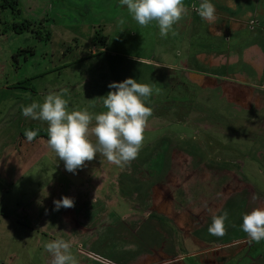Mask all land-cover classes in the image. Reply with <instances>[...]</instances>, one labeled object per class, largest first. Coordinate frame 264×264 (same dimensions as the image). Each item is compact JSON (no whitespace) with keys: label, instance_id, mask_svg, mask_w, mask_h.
I'll list each match as a JSON object with an SVG mask.
<instances>
[{"label":"rangeland","instance_id":"1","mask_svg":"<svg viewBox=\"0 0 264 264\" xmlns=\"http://www.w3.org/2000/svg\"><path fill=\"white\" fill-rule=\"evenodd\" d=\"M17 3L16 7L12 0H0V264H51L52 257L45 244L56 239L70 243L79 264H94L85 254L77 252H84L91 244H94L92 251L104 256L111 254L106 257L112 261L132 260L128 251L126 258L123 247H145L149 241H143L142 237L152 234L149 223L143 225L134 240H112L117 237L112 234L111 241L94 237L79 243L72 240L80 235L72 228V216L80 218V224L88 222L90 216L95 219L102 205L100 200L94 202L99 196L116 197L118 202L121 198V205L109 211L120 207L117 214L127 213L134 193L143 195L146 185L119 184L121 177L127 179V173L118 176L121 166L99 154L86 161L88 164L77 169L76 174L66 171L64 162L48 147L47 123L24 117L21 106L33 100L43 102L49 92H57L68 101L69 111L86 109L95 116L107 110L103 97L110 91V83L122 82L131 74L129 78L136 79L134 74L139 68L136 63L164 68L159 71L168 77L170 62L179 61L171 69L184 72L179 70L185 67L183 59L189 56L187 59L194 61L204 25L197 21L194 27L190 26L193 19L187 18L185 9L169 34L161 38L156 21L140 26L126 6H120L119 0H17ZM104 36L108 38L106 49L98 45V37ZM205 61L203 68L207 72L217 64L216 60ZM205 81V87L212 91H202L182 79L178 84L175 79L171 88L176 97L175 110L156 109L148 118L138 156L123 165L133 168L139 160L144 161L154 151L156 140L164 136L165 142H174V147L188 144L190 148L195 144L198 153L187 159L185 154L173 151L171 174L159 183L164 188L153 190L152 202L136 201L138 206L133 205L131 211L134 208L144 211L152 203L146 213L165 215L179 229L190 230L188 234L210 226L214 216L227 211L225 234L211 238L234 243L205 251L194 262L182 256L176 262L158 253L146 255L136 264H264L259 261L264 259V240L252 241L241 228L244 214L264 208V97L245 88H250V84L237 82L243 86L231 91L230 87H224L223 98L221 90L214 89L218 80ZM256 82L251 83L255 86ZM92 126L94 121L90 129ZM28 127L42 130L39 138L32 142L20 138ZM90 139L95 142L96 138L90 134ZM165 145L158 147V152L164 147L166 150ZM168 157L165 152L159 155L158 162L153 163L156 171L166 169ZM152 177L147 180L152 181ZM62 196L73 198L75 204L72 208H61L57 214L53 201ZM233 197L230 205L235 209L230 210L228 201ZM153 218L158 222L162 219L159 228L164 233L163 226L169 221L157 214ZM111 227L118 229L119 225L112 223ZM208 228L198 236L210 235ZM174 239L166 240L158 232L153 241L159 251L162 243L167 249H187L181 240Z\"/></svg>","mask_w":264,"mask_h":264},{"label":"crops","instance_id":"2","mask_svg":"<svg viewBox=\"0 0 264 264\" xmlns=\"http://www.w3.org/2000/svg\"><path fill=\"white\" fill-rule=\"evenodd\" d=\"M187 2L188 4L184 6L190 11L187 18L193 19L189 25L194 27L195 23L199 21L204 25V32L202 34V38L199 40L200 49L194 53V61L191 62V59H187L189 57L187 56L186 59H183L185 60V67L179 69L185 71L174 74L177 83L180 84L182 79L197 86L202 91L208 92L213 89L209 90L205 87L207 84V81L205 80H218V84L214 89H220L222 95L220 96L224 98V87H230V91L231 88H235V90H237V87L243 86L237 84V82H241L250 84V88H245L255 90L259 96L264 97V0H212V3L216 8L215 17L212 20H202L196 11L202 0H189ZM194 30L196 31L197 29ZM207 58L210 61H217V64L213 66V68L209 67V72L203 68V66L206 65L207 61L205 60ZM179 63V61L177 63L175 61H171L170 65L175 68L177 64L179 65ZM192 65L194 67H192ZM155 67L161 68L159 66ZM171 67L168 70H173ZM175 79L172 83H174ZM252 81H257L255 86L252 85ZM251 94H253L252 91H250V95ZM169 110H175V108ZM153 130L154 128L151 129V131ZM173 143L174 142L170 141L165 142L164 136L160 140H156L154 143V151L151 154L149 153L144 161L139 160V163H137L133 168H130L127 165H119L121 166V169H118L116 174L121 176L120 173H127V179H123L121 177L122 180L119 179L121 182L117 181L119 184L123 183L126 185V183H129L134 184L135 187L140 186V183L146 185L143 195L134 193L131 198L132 201L129 205H127L128 207H131V205L132 207L133 205L138 206L136 201L139 203L151 200L152 202V200H154L153 190L157 188L161 189L162 187L164 188V186L159 185V183L163 179H168L171 174V165L173 166L174 160V155L171 153L173 151L185 154L188 156L187 159H189V157H194V152L198 151L195 144L194 146L188 148V144L186 147L179 145L178 147H174ZM164 144H166V150L164 147L161 153L158 152V147L164 146ZM164 152L169 156L167 158V164L165 165L166 169L158 172L155 170L153 163L158 162L159 155L164 154ZM200 157H202L201 154ZM85 164L87 165L88 163L85 162ZM149 172L150 174H147ZM130 175H132V177L129 178ZM151 176H153L152 181L150 179L147 180V178ZM167 187L168 186L166 185V189ZM134 190L137 192L139 189ZM235 197L230 198L228 203H230L232 199H235ZM99 200L102 201V205L98 208L96 213L97 217L95 219L90 216L88 218V222L85 220L80 224V218L71 215L74 219L72 228H74L77 232H80V235L72 237L73 241L81 243L85 239H93L94 237L95 240L100 239L102 241H111L112 234L117 235V237L112 240H134V238H137V235L141 232L143 225L147 223H149V228L152 229V234L144 235L142 237L143 241H149L146 242L145 247L138 249H135L132 246L123 247V250H126V258L127 251L128 257L133 255V259H128V261L123 260L122 258L121 262L112 261L110 257H106L111 254L104 256L99 252L92 251L94 244L89 245L88 249L84 250V252L77 250V252L85 254L86 257L94 264H136L142 257L158 253L161 254L162 258L165 257L166 259H172L176 262H179V258L181 256L184 257V259L190 258L191 260L196 261L197 257L205 251H211L221 245H225L226 247L229 246L228 244L234 243V241H221L222 238H211V235H208L207 233H203V235L199 237L198 233L203 231L205 228H208L209 225L202 227L201 229L199 228L198 230H194L193 234H188L190 230L187 228L179 229L165 215L154 212L146 213L147 210L150 209L149 207H152V203L151 206L144 207L143 209H146L144 211L134 208L132 212L131 207L129 212L119 215L117 212L121 211L120 207H118V209L114 212L109 210L115 209L118 205L120 206L121 198H119L118 202L116 197L103 198L99 196L98 200L94 202L97 204ZM143 206H145V204H143ZM225 206H227V203ZM225 206L222 210L225 209ZM229 209L233 210L235 207L229 206ZM59 212L60 210L56 211L57 214H59ZM153 214H157L158 216L164 218L165 221H169V226H167L168 224L163 226L164 233L161 232L159 228V226H162V219H159V222L157 221V218L152 219ZM112 223H118V229H113V227H111ZM81 225L86 228H83ZM107 229H110L111 232H105ZM102 230L103 234L101 233ZM117 230L118 233H115ZM158 232L161 233L162 236H165L166 240H169L171 237L175 238L174 240H181L182 246L186 245L187 249L182 251L180 248L178 249L176 247L167 249L164 243H162L161 250L159 251L157 243H154L153 241L155 240V236L158 235ZM94 234L96 235L94 236ZM101 234L102 237L100 238L99 235ZM129 235L130 237H128ZM165 250L167 252V256L165 255ZM81 264L83 263L81 262Z\"/></svg>","mask_w":264,"mask_h":264},{"label":"clouds","instance_id":"3","mask_svg":"<svg viewBox=\"0 0 264 264\" xmlns=\"http://www.w3.org/2000/svg\"><path fill=\"white\" fill-rule=\"evenodd\" d=\"M119 2L121 7L126 6L140 26L156 21L161 38L169 34L185 12L184 0ZM196 11L202 20H212L216 14L212 0H202ZM108 87L110 91L103 97L107 110L95 116L86 109L69 111L68 101L57 92H49L43 102L33 100L29 105L21 106L24 117L47 123L48 147L64 162L65 170L70 173L76 174L77 169L82 168L86 161H92L97 154L117 165L126 164L138 156L147 120L152 115L147 102L153 94V86L126 78L122 82H112ZM93 121L94 126L90 129ZM90 134L95 136V142L90 139ZM24 137L32 142L37 132L26 130ZM74 204L73 198L62 196L53 201V211L72 208ZM242 219V231L252 241L264 240V208H256L244 214ZM226 220L227 211L214 216L208 228L209 234L223 236ZM70 248V243L64 239L45 244L52 257L51 264H79Z\"/></svg>","mask_w":264,"mask_h":264},{"label":"trees","instance_id":"4","mask_svg":"<svg viewBox=\"0 0 264 264\" xmlns=\"http://www.w3.org/2000/svg\"><path fill=\"white\" fill-rule=\"evenodd\" d=\"M13 3L15 4V6L17 7L18 6V3H17V0H12ZM189 0H184V6L188 4ZM186 9V8H185ZM188 13H190V11L188 10ZM25 24H27V26H30L31 23L29 22H25ZM107 37L104 36V37H98V45L100 48L102 49H106L107 48ZM139 68L137 70V72L134 74L136 79L140 81V83H144V84H151L153 86V94L151 95V97H149L148 99V106L153 110H169V109H173L174 107H176V100H175V95H173V92H172V85H173V81L174 80V74L177 73L175 71H172V70H168L170 72H168V77H165L164 74L165 73H161V69H164V68H158V67H155V66H146L144 64H141V63H136ZM116 64L112 65V67H115ZM160 70V71H159ZM165 70V69H164ZM158 74H157V73ZM132 74L129 77H131ZM154 76H156L155 80H154V83L152 84L153 82V78ZM148 81H147V79ZM170 89L171 91H168L167 90ZM167 92V94H166ZM179 106L181 107L182 106V103L179 102ZM26 130H35L37 132V137L36 138H39V135L42 133V130H40L39 128L37 129H34V128H31V127H28ZM23 138L25 140V137L24 135H20V138ZM228 206V204H227ZM225 206V208L227 207ZM229 206L230 203H229ZM224 211V210H223ZM259 261H264L259 259ZM192 262H194L192 260ZM250 263V262H249ZM196 264V263H194Z\"/></svg>","mask_w":264,"mask_h":264}]
</instances>
